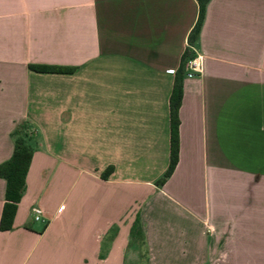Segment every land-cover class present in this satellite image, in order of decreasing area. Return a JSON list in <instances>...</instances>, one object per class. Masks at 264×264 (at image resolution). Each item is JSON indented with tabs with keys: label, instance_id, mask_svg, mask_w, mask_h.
<instances>
[{
	"label": "crops",
	"instance_id": "obj_1",
	"mask_svg": "<svg viewBox=\"0 0 264 264\" xmlns=\"http://www.w3.org/2000/svg\"><path fill=\"white\" fill-rule=\"evenodd\" d=\"M196 17L195 0H0V163L20 124L31 149L0 264H131L140 239L148 264L169 242L264 264V0L205 5L155 185Z\"/></svg>",
	"mask_w": 264,
	"mask_h": 264
},
{
	"label": "trees",
	"instance_id": "obj_2",
	"mask_svg": "<svg viewBox=\"0 0 264 264\" xmlns=\"http://www.w3.org/2000/svg\"><path fill=\"white\" fill-rule=\"evenodd\" d=\"M209 0H195L197 4V17L186 36L184 48L177 70L174 73L173 85L168 100L169 112V156L168 165L163 176L155 183L161 186L172 173L177 162V111L181 100V79L184 76V64L193 56L201 23L204 16L205 5ZM62 69L54 67L39 68V72H61ZM13 148L10 157L0 163V179L4 180V204L0 215V230L8 229L23 189L24 176L29 164L31 149L27 145L25 126L20 124L10 133ZM109 171V170H108ZM107 171V172H108Z\"/></svg>",
	"mask_w": 264,
	"mask_h": 264
},
{
	"label": "rangeland",
	"instance_id": "obj_3",
	"mask_svg": "<svg viewBox=\"0 0 264 264\" xmlns=\"http://www.w3.org/2000/svg\"><path fill=\"white\" fill-rule=\"evenodd\" d=\"M171 229L166 228L165 232L169 233ZM176 235V234H175ZM184 236V235H183ZM178 238V235H176ZM182 238V236H181ZM175 239V238H174ZM176 240V239H175ZM170 248L165 250L167 254L166 263L165 264H229L228 258L226 260L221 259V247L219 244H215L213 248H208L203 250L195 249L196 244L192 245L189 243H167ZM199 245V243H198ZM136 250L133 255V262L131 264H148L149 255L147 246L144 241L137 240L136 241ZM194 248V249H192ZM232 264V262H231ZM234 264V263H233ZM237 264H253V261H246L240 259Z\"/></svg>",
	"mask_w": 264,
	"mask_h": 264
},
{
	"label": "built area",
	"instance_id": "obj_4",
	"mask_svg": "<svg viewBox=\"0 0 264 264\" xmlns=\"http://www.w3.org/2000/svg\"><path fill=\"white\" fill-rule=\"evenodd\" d=\"M201 73V56L193 52V56L184 64V76L195 77ZM32 221H40L42 218V211L33 206L29 209Z\"/></svg>",
	"mask_w": 264,
	"mask_h": 264
}]
</instances>
